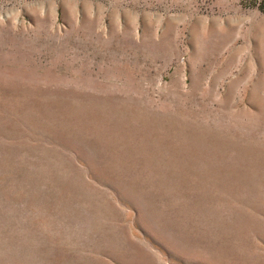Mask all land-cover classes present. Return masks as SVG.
Segmentation results:
<instances>
[{"label":"rangeland","instance_id":"374dc122","mask_svg":"<svg viewBox=\"0 0 264 264\" xmlns=\"http://www.w3.org/2000/svg\"><path fill=\"white\" fill-rule=\"evenodd\" d=\"M0 264H264V0H0Z\"/></svg>","mask_w":264,"mask_h":264}]
</instances>
